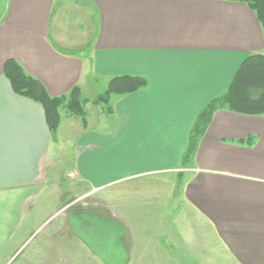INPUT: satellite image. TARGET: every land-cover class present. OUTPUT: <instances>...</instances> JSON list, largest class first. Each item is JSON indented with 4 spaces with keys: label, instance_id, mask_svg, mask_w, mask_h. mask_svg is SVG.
<instances>
[{
    "label": "crops",
    "instance_id": "0c3cea01",
    "mask_svg": "<svg viewBox=\"0 0 264 264\" xmlns=\"http://www.w3.org/2000/svg\"><path fill=\"white\" fill-rule=\"evenodd\" d=\"M253 56L264 58V29L244 2L7 0L0 264L40 231L28 226L43 219L44 198L84 194L100 241L79 258L57 239L47 260L37 244L30 264H264V112L224 102ZM7 60L50 96L78 86L84 118L62 109L51 133L42 105L13 91ZM124 76L146 84L95 101Z\"/></svg>",
    "mask_w": 264,
    "mask_h": 264
},
{
    "label": "trees",
    "instance_id": "16d2710c",
    "mask_svg": "<svg viewBox=\"0 0 264 264\" xmlns=\"http://www.w3.org/2000/svg\"><path fill=\"white\" fill-rule=\"evenodd\" d=\"M246 3L255 13L264 29V0H227ZM3 71L9 79L13 91L40 103L44 109L45 121L51 133H54L61 121V110L85 116L83 99L78 86L72 87L67 93L59 96H50L42 84L28 75L14 60L4 63ZM146 84L140 77H115L110 80L106 90L99 94L96 102H105L111 94H125L135 91ZM230 109L247 113L258 114L264 112V58L253 56L241 67L232 92L224 101ZM250 142V139L247 140Z\"/></svg>",
    "mask_w": 264,
    "mask_h": 264
},
{
    "label": "rangeland",
    "instance_id": "374dc122",
    "mask_svg": "<svg viewBox=\"0 0 264 264\" xmlns=\"http://www.w3.org/2000/svg\"><path fill=\"white\" fill-rule=\"evenodd\" d=\"M6 2L7 0H0V18L4 14ZM94 91L102 93L104 91V88L103 86L101 87V84H97L96 86H94L93 92ZM89 107L91 110H96L98 108L89 105L87 106L88 110ZM88 116H90V118H93V114L92 112H90V110L88 112ZM62 199L57 203H51L52 198H44L45 204L43 205V219L41 218L40 220L38 219L37 221L34 220L32 222H29L28 226V228L34 229L33 231L40 228V231L36 234V236H33L27 246H25V243L22 244V248L19 249L5 264H30L31 262H34L35 260H37L36 254L39 250L36 248L37 244L45 246V256L47 257L43 255V258L44 260H47L48 257H51V255H53V245L57 243V239L59 244L64 247H67L69 244L72 245L75 243L77 246L76 255L79 256V258L81 256L86 257L89 254L87 251H92L91 247L93 248L94 245L100 241L99 229L101 228V223L99 222V220H97L95 214L97 210L95 209V207H91L96 205L92 204V202L89 201H93L95 199H93L91 195L88 196V194H84L81 197L77 196L75 197V200L70 197ZM87 201L89 202L86 204ZM101 207L102 209H105V207L103 206L97 208L100 209ZM153 210H158V208L154 207ZM145 222L146 223L142 224L143 226H146L148 223L147 221ZM141 226L139 227L140 229L142 228ZM73 227L75 228L76 233V239L74 242H72L73 239L71 234L69 233V230L71 229L72 231ZM116 227L117 226H114L112 227V229H116ZM102 229H108L109 231L112 230L111 225H107V227H103L102 225ZM56 230H59L57 237L54 236ZM84 245H86V247L89 249H86ZM65 256H63L62 259Z\"/></svg>",
    "mask_w": 264,
    "mask_h": 264
}]
</instances>
